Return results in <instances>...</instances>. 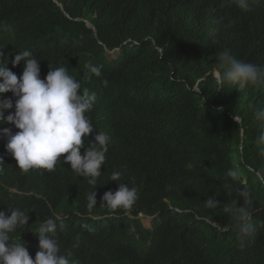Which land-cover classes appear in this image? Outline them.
<instances>
[{
  "label": "trees",
  "instance_id": "16d2710c",
  "mask_svg": "<svg viewBox=\"0 0 264 264\" xmlns=\"http://www.w3.org/2000/svg\"><path fill=\"white\" fill-rule=\"evenodd\" d=\"M249 2L241 10L234 0H0V26L12 29L0 32L4 62L28 50L41 79L64 67L80 93L95 94L85 113L95 130L83 138L82 155L98 131L110 136L91 208L94 186L63 156L51 171L25 173L0 137V211L29 215L10 234L13 242L34 259V232L52 218L53 238L74 264H264V154L257 144L264 121L256 117L264 86L221 88L216 57L227 49L264 67V0ZM8 68L19 78L23 62ZM4 96L15 102L12 93ZM113 172L122 173L116 182ZM120 183L136 188L135 203L100 205ZM238 190L251 194L258 229L251 240L242 239L228 212L243 206ZM212 196L219 204L209 209L204 202ZM140 214L154 216L151 227Z\"/></svg>",
  "mask_w": 264,
  "mask_h": 264
},
{
  "label": "clouds",
  "instance_id": "9594fccd",
  "mask_svg": "<svg viewBox=\"0 0 264 264\" xmlns=\"http://www.w3.org/2000/svg\"><path fill=\"white\" fill-rule=\"evenodd\" d=\"M234 2L241 10L250 7L249 0ZM59 5L62 6L61 3ZM86 23L95 27L89 21ZM11 31L10 26H0V32ZM119 50H108L107 54ZM216 57L224 68L218 76L221 88L225 84L239 89L248 85L264 86V67L237 59L227 49L217 53ZM4 58L0 55V137L6 139V151L14 157L18 169L25 173L33 169L51 171L63 156V163H70L73 172L87 178L88 183L94 186L87 196L88 207L97 206V192L94 189L102 173L110 136L98 131L94 142L92 141L94 146L86 147L83 155L81 154L83 138L89 137L95 130L85 115L92 109L96 100L95 94H88L87 90L80 93V83L64 67L51 68L46 77L41 79L38 59L28 50L19 52L11 61L7 59V63ZM9 62L13 67L23 62V71L19 78L8 68ZM89 70L97 77L101 75L99 66L89 65ZM9 92L15 97L14 103L11 98L4 96ZM13 108L14 111H9ZM256 117L264 121V109L258 110ZM5 124H11L19 131L13 133L11 128L3 127ZM257 144L261 146L260 151L264 154V134L259 136ZM2 171L0 168V172ZM227 174L232 177L237 175L235 171ZM121 175V172H113L111 181L116 182ZM237 196L242 199L243 206L228 208V212L232 214L242 239L251 240L258 232L251 221V194L247 190H238ZM137 197L135 187L130 188L126 183H120L115 192L108 191L103 194L100 205L111 210L127 209L135 203ZM204 203L207 208L214 209L218 207L219 201L212 196ZM142 216L151 217L152 220L154 218L146 214H140L138 218L142 219ZM28 220V213L18 208L0 211V264H74L73 253L65 250L62 254L57 239L53 238L57 223L52 218L41 222L34 232L38 235V251L34 259L24 243L13 242L10 234L24 228Z\"/></svg>",
  "mask_w": 264,
  "mask_h": 264
},
{
  "label": "rangeland",
  "instance_id": "374dc122",
  "mask_svg": "<svg viewBox=\"0 0 264 264\" xmlns=\"http://www.w3.org/2000/svg\"><path fill=\"white\" fill-rule=\"evenodd\" d=\"M110 57H112L113 55L115 56V52L113 53H109ZM151 217H147V216H142V221L146 226H151Z\"/></svg>",
  "mask_w": 264,
  "mask_h": 264
},
{
  "label": "water",
  "instance_id": "95a60500",
  "mask_svg": "<svg viewBox=\"0 0 264 264\" xmlns=\"http://www.w3.org/2000/svg\"><path fill=\"white\" fill-rule=\"evenodd\" d=\"M88 25L91 26V27H93L95 29V27L93 25H91V24H88Z\"/></svg>",
  "mask_w": 264,
  "mask_h": 264
}]
</instances>
